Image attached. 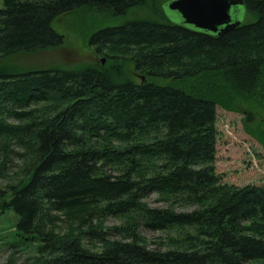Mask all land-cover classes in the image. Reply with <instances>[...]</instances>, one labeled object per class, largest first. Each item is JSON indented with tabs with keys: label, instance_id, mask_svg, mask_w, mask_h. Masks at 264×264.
I'll list each match as a JSON object with an SVG mask.
<instances>
[{
	"label": "trees",
	"instance_id": "16d2710c",
	"mask_svg": "<svg viewBox=\"0 0 264 264\" xmlns=\"http://www.w3.org/2000/svg\"><path fill=\"white\" fill-rule=\"evenodd\" d=\"M169 1L0 0V59L61 46L62 14ZM242 1L222 35L164 17L93 30L88 43L136 80L110 63L0 65V179L14 147L23 161L0 184V215L17 217L8 247L34 244L33 264H264V185L222 183L214 164L217 108L264 110V0ZM151 193L168 206L151 207ZM108 217L118 224L103 228ZM141 228L173 245L149 248Z\"/></svg>",
	"mask_w": 264,
	"mask_h": 264
},
{
	"label": "rangeland",
	"instance_id": "374dc122",
	"mask_svg": "<svg viewBox=\"0 0 264 264\" xmlns=\"http://www.w3.org/2000/svg\"><path fill=\"white\" fill-rule=\"evenodd\" d=\"M162 3L156 2L157 13L154 12L153 5L147 4L141 7H132L124 17L97 14L87 8H80L62 14L53 22L54 29L64 36V42L61 46L28 53H16L1 58L0 65L9 66L17 71H24L50 66L77 68L92 65L97 68H107L110 63L116 70H121L123 77H133L135 79L132 67L127 62L112 61L101 52L95 50L88 43L89 35L97 28L117 24L129 18L159 20L164 17L175 24L183 22L178 12L169 10L167 5L163 8ZM231 15L236 20H242L240 12L234 14V10H232ZM250 20L249 17L246 20L244 19V21ZM257 110L262 112H256ZM216 114L218 135L214 164L217 175L221 177V182L236 186H244L246 184L264 185V110L255 109L253 105L247 104L241 106L239 111L218 107ZM17 152H20V150L14 147L10 161L4 169V179H0V184L2 185L18 180L23 161ZM144 200L151 207L163 208L168 206L164 199L155 193H151ZM175 210L182 211L185 209L175 207ZM16 220L17 217L11 210L0 215V264H33L36 254V246L34 244L17 247H8L6 244L7 241L15 238L13 227ZM118 222L115 218L108 217L101 225L103 228H109L117 225ZM55 224L57 229L63 233L68 229L67 223L62 219L56 221ZM140 232L151 249L167 248L173 245L171 235L166 232L145 228H141ZM84 244L91 250L99 248L98 243H90L87 239H85Z\"/></svg>",
	"mask_w": 264,
	"mask_h": 264
},
{
	"label": "water",
	"instance_id": "95a60500",
	"mask_svg": "<svg viewBox=\"0 0 264 264\" xmlns=\"http://www.w3.org/2000/svg\"><path fill=\"white\" fill-rule=\"evenodd\" d=\"M242 4V0H170L167 8L178 12L187 25L222 35L240 24L231 11Z\"/></svg>",
	"mask_w": 264,
	"mask_h": 264
}]
</instances>
